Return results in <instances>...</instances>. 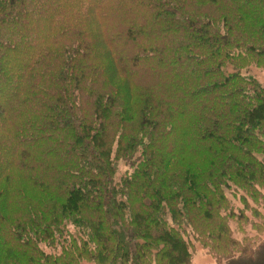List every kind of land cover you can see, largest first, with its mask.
Here are the masks:
<instances>
[{
    "label": "trees",
    "instance_id": "obj_1",
    "mask_svg": "<svg viewBox=\"0 0 264 264\" xmlns=\"http://www.w3.org/2000/svg\"><path fill=\"white\" fill-rule=\"evenodd\" d=\"M252 67L264 0H0V264L254 259Z\"/></svg>",
    "mask_w": 264,
    "mask_h": 264
},
{
    "label": "rangeland",
    "instance_id": "obj_2",
    "mask_svg": "<svg viewBox=\"0 0 264 264\" xmlns=\"http://www.w3.org/2000/svg\"><path fill=\"white\" fill-rule=\"evenodd\" d=\"M10 72V70L8 69ZM250 76L255 77L263 86H264V69L251 68L248 71ZM17 85V79L14 83V86H8L10 92L9 95L15 92V86ZM4 97L2 101H7L10 97ZM193 264H219L217 261L210 256L201 246L196 248L195 253L193 254ZM222 264H264V247L260 250L254 259H240L236 258L231 261L224 262Z\"/></svg>",
    "mask_w": 264,
    "mask_h": 264
}]
</instances>
